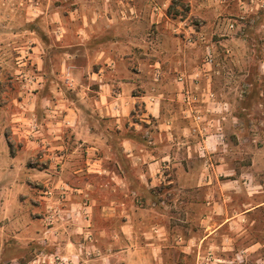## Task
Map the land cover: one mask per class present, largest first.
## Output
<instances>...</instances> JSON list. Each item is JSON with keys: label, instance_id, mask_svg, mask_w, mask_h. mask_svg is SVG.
<instances>
[{"label": "rangeland", "instance_id": "obj_1", "mask_svg": "<svg viewBox=\"0 0 264 264\" xmlns=\"http://www.w3.org/2000/svg\"><path fill=\"white\" fill-rule=\"evenodd\" d=\"M103 68L107 82L136 79L127 97H158L164 118L187 123L189 142L212 136L214 145L176 158L165 130L152 144L133 137L137 152L161 160L170 151L189 175L212 178L198 192L188 185L183 201L182 187L160 189L155 205L127 198L126 210L142 208L141 220L156 227L134 229L129 249L108 248L113 221L93 212L103 198L114 204L117 190L98 169L124 162L117 148L145 106L118 124L90 113L80 146L66 126L54 130L56 103L93 101L98 84L89 78ZM115 85L109 95L124 91ZM262 201L264 0H0V264H264V204L245 214Z\"/></svg>", "mask_w": 264, "mask_h": 264}, {"label": "crops", "instance_id": "obj_2", "mask_svg": "<svg viewBox=\"0 0 264 264\" xmlns=\"http://www.w3.org/2000/svg\"><path fill=\"white\" fill-rule=\"evenodd\" d=\"M104 69L106 68L99 69L98 72H92V76L89 78L91 80H97L96 82L98 84L97 98L93 99V101H91L92 99L88 100V98L84 99V97H80L78 99L74 98L72 100H60L56 103V109L58 110L57 116H59V119L60 117H62V120L61 122L57 121V127H54V130L56 131L59 126H66L64 128L69 131V135L72 136L73 141H75V143L80 146L81 144H84L82 143V140H85L86 136H91L90 129L87 126L89 117H91L90 113L96 116V119L99 122H103V124L107 123L108 121H114L115 124H118L125 118L127 119L132 116L133 109L137 102H141L142 106H145V111L141 113L140 122H137V124L132 123L130 125L131 127H129L128 130L126 129L127 134L124 135L123 143L121 144V147L117 148V150L119 149L120 153L123 154L124 162L115 161V172L108 171L103 168L98 169V174L104 176L107 173L109 174L107 183L112 182L115 190H117V195H115V198L113 199L114 204H109V206H107L105 203H107L108 201L104 198L98 200L100 203H96L95 200L93 201L94 204L96 203V207L94 208L93 212L95 218L98 217L99 219H105V221L110 222L112 219L113 221L112 228H109L108 230L109 238L107 244H110L108 248H110V246H113V248L121 249V246L123 244L125 245L126 249H129L127 248V245L131 244L132 242L134 229L139 230L142 227L145 230L143 234L148 235V232L150 230L156 232V227L153 226V222H150L147 219V216L144 217V221L141 220V215L143 216L144 214L141 213L142 208L140 209L138 207L132 206V212H128L126 210V203L128 202L127 198H130L131 202L134 200L140 204H148V202H150L151 205H155L159 198L163 199L165 196L163 193L159 192L160 189H163L162 192H164L168 189L169 191H171L174 189V187H182L181 189H178V192L183 194L185 191L184 189L189 185L190 187L188 188V190L191 189L193 192L200 191L203 184H210L212 177L209 176L208 182H206V180L204 183H202V177L200 173L189 175L188 173H186L184 161L175 159L178 158V155L180 153L183 155V157H185L187 152L189 154L191 151L195 152L196 150H205L207 148H211L214 145L210 141V138L212 136L207 137L206 140L203 141V143L199 142L198 140L189 142V137L188 139L186 138L187 136H191V134L189 130H187V123L179 119L173 120L171 118L172 120L168 121L167 118H164L166 116H164L163 111L161 110V101L158 97L150 96L151 100H149L148 97L144 95L135 96L131 94L127 97L125 91H128L129 89H132L137 85L136 79L129 78V81L118 82L117 78L119 77H115L114 79H108L112 82H107L106 77L103 75ZM76 70L78 69L73 68L70 72L75 73ZM115 84L124 86L122 87V90L124 91H119L116 93L114 92L113 95H109V93L111 92V88L116 86ZM165 86L166 88H168L167 85ZM73 88H76L75 82L73 84ZM85 89L89 90L88 87H86ZM89 105H91L93 108L88 109ZM145 117L148 120H146ZM116 128L118 130L115 131V134H124L120 132V130H123L121 126L117 125ZM157 128L165 130V136L167 138L168 146L171 147L175 145L177 147V157L172 158V161L170 151L167 152L166 155L160 160L154 158L153 153H150L147 150H139L140 152H137L134 149L137 140L135 141L133 137L136 136L140 138V143L144 145L148 143L152 144L154 143L153 135L157 134ZM186 133H189V135H185ZM126 144L128 148L124 150L123 147ZM127 159H129V161H125ZM54 162L55 161L51 163V166H49V168H52ZM65 184L69 186L68 183ZM131 185H139L141 187V193H135L133 190H131L129 188ZM220 186L221 185H219V187ZM223 186H221L220 188H222ZM249 186L251 187L252 185ZM258 193L259 192H255L253 194ZM185 194L186 193L182 195V201L186 200L184 197ZM261 204H264V201L257 204L256 206H252L247 209L245 214ZM79 205L80 204L78 203V200H76L73 196L70 204L72 209L70 217L72 219H77L81 215L80 213H82V210L77 209V206ZM220 215L221 213L216 209H214V211L212 212V218L214 219H219ZM231 218H226L221 222L215 221V224L217 223L214 226L215 228L210 230L204 236L198 237V241L203 242L213 238V236L217 234L221 227L227 224ZM205 219L207 218L203 219L202 216H199L197 218V221L202 223ZM102 231L103 230L100 231L98 226H96L94 233H96V235L100 238ZM179 239L182 241L181 238ZM146 246H148V243L146 244Z\"/></svg>", "mask_w": 264, "mask_h": 264}, {"label": "built area", "instance_id": "obj_3", "mask_svg": "<svg viewBox=\"0 0 264 264\" xmlns=\"http://www.w3.org/2000/svg\"><path fill=\"white\" fill-rule=\"evenodd\" d=\"M47 194H49V196L51 195L50 192L47 193ZM55 263H56V264H68L66 261H63V260H61V259H59V258H56V259H55Z\"/></svg>", "mask_w": 264, "mask_h": 264}]
</instances>
